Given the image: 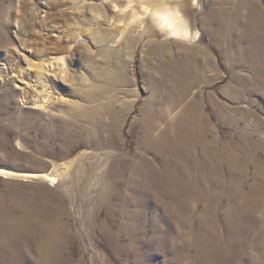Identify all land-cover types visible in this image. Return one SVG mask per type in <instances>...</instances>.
I'll return each mask as SVG.
<instances>
[{
	"label": "rangeland",
	"instance_id": "obj_1",
	"mask_svg": "<svg viewBox=\"0 0 264 264\" xmlns=\"http://www.w3.org/2000/svg\"><path fill=\"white\" fill-rule=\"evenodd\" d=\"M161 1L0 0V264H264V0Z\"/></svg>",
	"mask_w": 264,
	"mask_h": 264
},
{
	"label": "bare ground",
	"instance_id": "obj_2",
	"mask_svg": "<svg viewBox=\"0 0 264 264\" xmlns=\"http://www.w3.org/2000/svg\"><path fill=\"white\" fill-rule=\"evenodd\" d=\"M238 3L241 4V1H239ZM245 3L247 4V1ZM40 5H43V4L40 3ZM238 13H239V10L237 11V14ZM160 15L162 16V19L166 23V25L170 28L173 35L182 37L183 39L187 37L195 38L197 36V33H194L191 30H189V27L187 25V19L182 14L178 13L177 17H173L171 16L170 13L163 12V14H160ZM249 20L250 22H253V25H252L253 28L249 32L248 45L250 47H249V50H247L246 52L249 58L245 60V64L249 66L254 72V78H259L257 76V73L261 72L264 75V11L262 12L260 10V6L258 4H256L255 7L251 8L250 15L247 18L246 22H248ZM258 46H261V47H258ZM44 67L42 66L40 67V76L45 77L47 70H45ZM48 67L50 68L49 71H51V68H52L51 63H48L47 68ZM258 82L263 83L264 81H258ZM11 175H13V172L0 169V177L9 178ZM24 176H26L28 180H30L31 178L36 179L37 176H39L41 178L40 180H45L47 182H53V183L56 182V179L54 177H51L48 175H45V176L37 175V174L22 175V177ZM31 223H34V222L31 221ZM10 228L12 227L10 226Z\"/></svg>",
	"mask_w": 264,
	"mask_h": 264
}]
</instances>
